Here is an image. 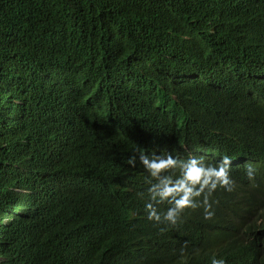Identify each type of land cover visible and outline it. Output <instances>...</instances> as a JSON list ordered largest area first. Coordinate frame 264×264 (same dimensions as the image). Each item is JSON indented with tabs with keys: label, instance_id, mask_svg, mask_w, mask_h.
I'll return each instance as SVG.
<instances>
[{
	"label": "trees",
	"instance_id": "16d2710c",
	"mask_svg": "<svg viewBox=\"0 0 264 264\" xmlns=\"http://www.w3.org/2000/svg\"><path fill=\"white\" fill-rule=\"evenodd\" d=\"M69 62L104 112L59 94L77 77ZM134 148L228 155L241 196L231 207L224 192L207 221L200 208L148 221ZM212 254L264 264V0H0V264Z\"/></svg>",
	"mask_w": 264,
	"mask_h": 264
},
{
	"label": "clouds",
	"instance_id": "9594fccd",
	"mask_svg": "<svg viewBox=\"0 0 264 264\" xmlns=\"http://www.w3.org/2000/svg\"><path fill=\"white\" fill-rule=\"evenodd\" d=\"M68 64L77 73V77L74 85L67 86L59 94L70 103L75 98L79 105L91 110L94 116L104 112L107 104L101 102L95 79L89 72L79 71L70 62ZM69 107L62 108L65 121L72 123L69 116L81 119L78 115L69 113ZM182 150L187 154L185 148ZM133 153L128 156L126 163L135 167L139 162L146 173L144 182L148 185L147 200L143 211L147 220L155 224L175 226L182 220L181 214L186 209L197 208L202 209L203 219L207 221L214 216L213 206L219 202L224 192H232L229 197L231 207L233 198L241 196L242 184H236L230 176L231 159L228 155H222L212 162L198 153L186 156L173 155L170 151L149 154L136 148ZM255 172V167L246 162L244 174L252 186H255ZM195 254L194 252L193 255ZM183 255L181 249V256ZM209 260L210 264H226V259L217 257L216 254H212Z\"/></svg>",
	"mask_w": 264,
	"mask_h": 264
}]
</instances>
